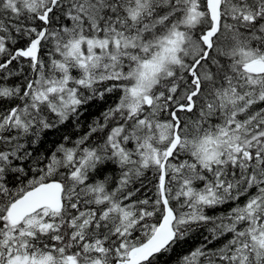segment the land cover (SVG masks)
<instances>
[{
  "label": "snow or ice",
  "instance_id": "6c2138e0",
  "mask_svg": "<svg viewBox=\"0 0 264 264\" xmlns=\"http://www.w3.org/2000/svg\"><path fill=\"white\" fill-rule=\"evenodd\" d=\"M200 229L171 264H264V0H0V264H170Z\"/></svg>",
  "mask_w": 264,
  "mask_h": 264
},
{
  "label": "trees",
  "instance_id": "16d2710c",
  "mask_svg": "<svg viewBox=\"0 0 264 264\" xmlns=\"http://www.w3.org/2000/svg\"><path fill=\"white\" fill-rule=\"evenodd\" d=\"M44 59L47 60L48 57L45 56ZM73 75H76V73L73 72ZM15 82H16V80L9 81L10 84L15 83ZM119 95H120V93L116 92L114 94H110V95L106 96L105 101H103V102L102 101L95 102L93 104V106L89 109V112L85 114V118L83 121L84 127H83L82 131H87V124L91 122L93 117L98 116L100 114V112L103 111L105 108H107L109 105H114L118 101ZM257 107H260V106H257ZM80 134H81V132H77L76 129L73 127L71 122H68L64 125H60L58 129H53L51 131L45 132L41 136V144L39 145V151L50 152L52 149H54L56 144L62 142V138L65 135H70V136H72L73 139H75ZM69 146H71V145H69ZM129 147H131V145H129ZM119 173H120V169L117 168L113 164H108L104 168V174L110 175L113 178V181H112L113 186L115 184V181L119 178ZM150 175L151 174H149V176ZM153 183H155V181H153ZM135 186L139 187L140 185H139V183H137ZM149 187H151V185H149ZM147 194L149 196H152L153 193L148 192ZM227 207H230V206H227ZM216 215H220V212H217ZM210 227H211V225H210ZM204 235H208V232L206 229H200L199 232L195 233L194 238L192 240H190L187 245H185L182 249H178L177 252L172 255V257L170 259V264H171V261H175V259L177 258V255H180L182 253H186L190 249L199 245V243L203 239ZM229 238H230V234L222 236L218 240H215L213 242V244L209 245V247H221Z\"/></svg>",
  "mask_w": 264,
  "mask_h": 264
}]
</instances>
